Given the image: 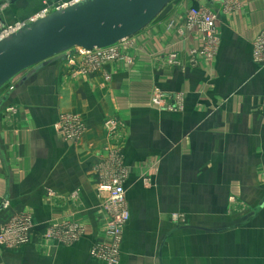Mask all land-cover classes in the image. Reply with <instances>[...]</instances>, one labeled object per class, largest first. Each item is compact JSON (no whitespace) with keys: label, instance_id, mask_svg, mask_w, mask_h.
Returning a JSON list of instances; mask_svg holds the SVG:
<instances>
[{"label":"crops","instance_id":"obj_1","mask_svg":"<svg viewBox=\"0 0 264 264\" xmlns=\"http://www.w3.org/2000/svg\"><path fill=\"white\" fill-rule=\"evenodd\" d=\"M11 1L0 0L1 26L73 0ZM238 2L224 12L218 2L173 0L131 38L127 62L74 76L61 59L1 92L0 228L25 213L32 230L27 245L0 247V264H105L90 256L103 240L98 186L118 160L131 213L119 264H264V66L253 60L264 0ZM201 6L217 15L211 61L191 57L202 38L185 29L188 11ZM156 88L182 95L183 109L157 106ZM65 113L86 125L76 143L55 130ZM108 119L121 125L116 133ZM64 220L84 236L69 246L45 240Z\"/></svg>","mask_w":264,"mask_h":264},{"label":"built area","instance_id":"obj_2","mask_svg":"<svg viewBox=\"0 0 264 264\" xmlns=\"http://www.w3.org/2000/svg\"><path fill=\"white\" fill-rule=\"evenodd\" d=\"M76 1V0H73ZM222 4L223 11H233L239 7L238 0H207ZM67 3L57 5L45 4L40 11L29 17L27 20L17 21L11 24L0 25V41L9 34L14 33L23 25L46 17L65 6ZM217 15L208 7L201 6L191 8L185 19V29L188 32L196 33L200 36L201 47L192 50L191 57L211 61L214 59L220 46V39L217 35ZM132 38V37H131ZM131 38L125 39L113 46L86 50L75 47L66 52L65 63L71 69L74 76H88L102 70L107 63L127 62L129 58L123 53V49L132 45ZM253 60L255 63L264 66V29L255 39L253 44ZM170 65L178 63L177 56L171 54L168 58ZM19 77L5 86L2 93L14 89ZM154 102L160 108L170 111L183 109V96L177 95L175 98L167 97L158 88L154 89ZM177 100V104H169L167 100ZM13 110V109H11ZM105 127L110 133H116L121 125L114 119H108ZM55 130L58 135L68 142L76 143L80 141L86 132V125L82 118L74 113L60 115L55 123ZM117 170L107 174L99 184L98 191L103 198V226L101 232L103 240L95 243L90 251V256L105 264L120 263V247L124 230L130 220V208L126 197L125 180L127 171L118 160ZM32 219L28 214H17L6 221L0 228V247L16 249L27 245L32 230ZM85 234L82 225L70 220L53 223L45 231L44 238L47 241L58 242L63 245H73L78 242Z\"/></svg>","mask_w":264,"mask_h":264},{"label":"water","instance_id":"obj_3","mask_svg":"<svg viewBox=\"0 0 264 264\" xmlns=\"http://www.w3.org/2000/svg\"><path fill=\"white\" fill-rule=\"evenodd\" d=\"M19 1L27 5V0L10 3ZM172 1L76 0L23 25L0 41V94L17 77L29 71L15 88L43 66L65 59L75 47L101 50L134 37L159 19ZM3 102L0 98V108Z\"/></svg>","mask_w":264,"mask_h":264},{"label":"rangeland","instance_id":"obj_4","mask_svg":"<svg viewBox=\"0 0 264 264\" xmlns=\"http://www.w3.org/2000/svg\"><path fill=\"white\" fill-rule=\"evenodd\" d=\"M233 199V197L231 198V200ZM120 257H121V247H120Z\"/></svg>","mask_w":264,"mask_h":264}]
</instances>
